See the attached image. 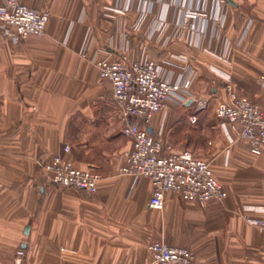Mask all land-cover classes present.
<instances>
[{
    "label": "crops",
    "instance_id": "obj_1",
    "mask_svg": "<svg viewBox=\"0 0 264 264\" xmlns=\"http://www.w3.org/2000/svg\"><path fill=\"white\" fill-rule=\"evenodd\" d=\"M19 1L47 26L18 44L0 34V264L19 250L23 264H149L155 241L189 248L193 264H264V229L246 220H264V147L253 153L214 116L228 87L264 110V0ZM105 59L154 60L165 80H191L148 130L166 152L207 160L224 201L171 192L152 209L149 184L119 174L133 140L99 77ZM57 154L99 172L97 193L52 184L42 166Z\"/></svg>",
    "mask_w": 264,
    "mask_h": 264
},
{
    "label": "built area",
    "instance_id": "obj_2",
    "mask_svg": "<svg viewBox=\"0 0 264 264\" xmlns=\"http://www.w3.org/2000/svg\"><path fill=\"white\" fill-rule=\"evenodd\" d=\"M47 15L36 7L19 0H3L0 4V34L18 44L31 36L45 33ZM99 77L112 86L113 98L124 125L122 133L133 140V148L124 155L119 174L134 180L143 178L150 186L148 206L162 210L169 193L178 194L190 202L207 206L224 201L228 194L216 178L211 164L190 150L166 152L161 139L150 134L148 127L155 114L166 108L169 99L179 90H188L191 80L183 85L173 84L160 76L156 61H135L127 64L121 60L105 59L98 64ZM230 102L220 103L215 116L222 125H229L250 150L258 154L264 147V110L259 105L239 98L230 91ZM198 110L207 108L199 103ZM195 123L197 117L192 115ZM69 153L70 147L65 146ZM42 170L52 184L62 189H77L97 193L101 182L99 172L80 169L54 155L43 163ZM248 224L264 229V220L247 218ZM149 264H193L195 255L186 247L171 246L161 241L149 246ZM24 252H17L16 264H23Z\"/></svg>",
    "mask_w": 264,
    "mask_h": 264
},
{
    "label": "water",
    "instance_id": "obj_3",
    "mask_svg": "<svg viewBox=\"0 0 264 264\" xmlns=\"http://www.w3.org/2000/svg\"><path fill=\"white\" fill-rule=\"evenodd\" d=\"M148 131H149V133H150V134H153V132H151V130H150V129H149Z\"/></svg>",
    "mask_w": 264,
    "mask_h": 264
},
{
    "label": "rangeland",
    "instance_id": "obj_4",
    "mask_svg": "<svg viewBox=\"0 0 264 264\" xmlns=\"http://www.w3.org/2000/svg\"><path fill=\"white\" fill-rule=\"evenodd\" d=\"M216 110V109H215ZM215 110H214V116H215ZM216 117V116H215Z\"/></svg>",
    "mask_w": 264,
    "mask_h": 264
}]
</instances>
